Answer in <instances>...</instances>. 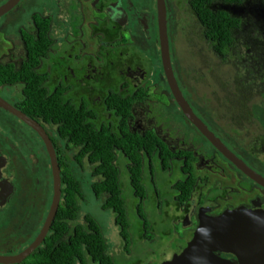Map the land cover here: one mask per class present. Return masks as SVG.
<instances>
[{
    "label": "flooded vegetation",
    "instance_id": "af4514ba",
    "mask_svg": "<svg viewBox=\"0 0 264 264\" xmlns=\"http://www.w3.org/2000/svg\"><path fill=\"white\" fill-rule=\"evenodd\" d=\"M9 1L0 0V8ZM208 4L237 22L229 26L228 34L241 35V40L235 37L238 41L232 51L216 54L228 55L236 64L247 57V75H253L247 80L236 72V80L224 87L229 90L224 95L206 89L200 94L203 81L193 95L190 72L177 64L175 34H190L192 20L197 21L192 0H162L161 5L152 0L143 7L135 0H14L0 14V98L42 128L58 163L70 167L80 179L89 175L92 191L102 180L95 169L99 160L91 159L90 153L80 156L84 144L69 145L59 130L62 119L57 122L38 112L31 106L32 99L73 105L80 110L73 120L107 130L110 163L119 181L118 207L123 212L106 207L110 194L103 189L95 198H103V207L115 213L114 223L123 240L130 238L121 232L122 223L116 221L119 214L124 213L123 219L125 215L128 220L132 209L139 231L134 242L146 239L143 234L153 230L154 218L160 221L158 240L172 237L174 249L169 255L164 250L159 264L180 253L202 221L225 212L243 208L255 213L252 219H259L264 228V183L258 181H264V81L256 78L257 62L262 60L257 52L264 46V35L261 40L255 37L264 34V0H212ZM162 7L176 86L196 118L239 164L222 153L177 103L161 64ZM126 34H132L130 41ZM246 42L254 49L255 59L247 55L242 45ZM204 102L211 105L206 107ZM259 109L260 118L255 114ZM0 111L8 115H0V214L8 205H21L14 215L0 218V243L4 244L0 247H14L16 252L11 254H16L32 242L48 211L51 177L40 180L33 174L42 167L48 172L50 160L37 130L2 107ZM123 165L133 188L127 204ZM80 194L81 190L77 196ZM62 203L61 190L59 206ZM18 211L21 220L9 229ZM30 215L35 217V225L27 222ZM38 221L36 235L23 248L11 242L16 237L27 238ZM245 242L249 245L239 254L213 251L217 261L215 258L212 264H264V236ZM88 261L96 264L92 258Z\"/></svg>",
    "mask_w": 264,
    "mask_h": 264
},
{
    "label": "trees",
    "instance_id": "16d2710c",
    "mask_svg": "<svg viewBox=\"0 0 264 264\" xmlns=\"http://www.w3.org/2000/svg\"><path fill=\"white\" fill-rule=\"evenodd\" d=\"M211 1L192 0L194 15L200 24L202 36L214 53L222 54L224 50L232 51V48L236 47L237 41L241 40V35L237 34L236 37V34H228V31L229 26H236L237 22L224 12L211 10L208 7V3ZM262 35L264 34L261 36L256 34L255 37L257 40H261ZM235 37L238 40H235ZM242 45L246 48L247 55L250 54V59H255V55L252 53L254 49L251 48V45L249 46L247 42ZM257 54L262 56V60L257 62L260 67L256 69V78L264 81V46L258 49ZM262 94L264 95V92ZM31 106L54 121L61 122L59 120L61 118L63 122L59 130L68 139V144L83 143V148L79 151L80 156L90 153L91 155H88L91 159L99 160L95 169L97 173L101 174L102 180L98 183V188L93 189V193L98 197L103 189L110 194L106 200V207L114 206L115 210L119 208L123 212V209L118 207V201L121 200L118 189L119 181L117 170L110 163L112 156L108 150L110 135L107 130L105 128H89L83 124L82 120L78 122L73 120L75 114H80V110L68 103L54 102L52 104L49 99L36 101L33 98ZM59 164L63 203L58 207L55 219L43 242L18 264H86L88 258H92L96 264H110L111 258L107 253L108 245L98 223L90 215L84 216V223H77L79 206L76 199L81 190L80 177H77L74 170L67 165L60 161ZM123 214H119L116 219L120 226ZM123 220H126L125 215ZM123 225L124 223H122L121 232L127 236Z\"/></svg>",
    "mask_w": 264,
    "mask_h": 264
},
{
    "label": "rangeland",
    "instance_id": "374dc122",
    "mask_svg": "<svg viewBox=\"0 0 264 264\" xmlns=\"http://www.w3.org/2000/svg\"><path fill=\"white\" fill-rule=\"evenodd\" d=\"M50 1V0H49ZM152 0H135V4L139 6H145L150 3ZM196 26V27H195ZM132 28H135V24H132ZM192 32L190 34H175L176 35V58L177 64L181 67H184L186 72H190L192 80L191 85L193 86V95L198 93L196 86L199 85L203 81V88H201L200 94L204 93V89H206L207 93H217L219 95H224L226 90L224 87L231 86L235 79L236 72H242V76L244 79H253V75H247L249 73L246 66L248 65L247 61L244 59L239 63H232L228 55L226 57L218 56L214 53L205 39L203 38L201 33V27L198 21L191 22V26L189 27ZM192 33V34H191ZM132 34H126L125 37L127 41H130ZM243 61V62H242ZM228 64V65H225ZM240 69L236 70V67ZM251 72V71H250ZM200 82V83H198ZM232 83V84H231ZM224 88V89H223ZM225 90V91H224ZM213 95V94H212ZM204 106L209 107L210 102H204ZM206 104V105H205ZM207 109V108H206ZM260 112L256 111L255 114L262 115L261 109ZM0 115H6L4 112L0 111ZM10 117V116H9ZM264 132H261L263 134ZM261 141V139H259ZM259 147V146H257ZM257 147H253L252 150H259ZM50 170L45 167L39 169V173L34 172V178L42 180L44 178L49 180L51 176H49ZM77 176V175H76ZM42 177V178H41ZM46 177V178H45ZM78 177V176H77ZM81 194L77 196V203L79 206V213L77 218V223H84V216L90 215L99 225L101 232L105 238L107 246V253L111 258L110 264H145L149 261L148 264H159L161 261V257H163L162 253L169 252L166 255H169L174 249V242L172 244V237L165 236L164 241H159L158 237H160L161 228L157 222H160L158 219L154 218V227L151 232L146 231L143 236L146 239H143L138 242H134L137 239L138 232L136 229L138 227V221L133 217L132 209L129 210V218L128 220H121L124 223V232L129 235L131 240H123L118 233V227L115 225V213L108 208L103 207V198L96 199L95 195L92 191V185L90 183L91 179L89 175L83 174L81 177ZM121 180L123 184V189L126 194L125 203H129L128 200L131 201L130 194L132 186L129 182V177L127 174V170L125 165H123L121 169ZM34 183V182H33ZM36 183V182H35ZM160 187V183L158 184ZM150 192V189H148ZM50 193V190H49ZM12 202V201H11ZM11 204V203H10ZM125 206L127 207V205ZM21 209V205H8L7 210L3 211L0 214V218L4 219L7 215H14L15 211ZM21 214L18 211L17 216L14 218L15 220L10 223L9 229L16 227L19 224ZM148 221V220H147ZM28 223L35 225V217L30 215ZM40 227V221L36 224V228L29 234V236L23 240H20L21 237H16V241L13 240L16 246L23 248L25 243H27L30 239L34 237V234L38 231ZM148 228V225L147 227ZM8 229V230H9ZM15 233V229L11 231ZM3 231H0V237L2 236ZM154 234L155 236H153ZM175 240H177V234L172 233ZM15 236V235H14ZM25 236V235H24ZM134 240H133V239ZM179 241V240H178ZM125 243L128 246H125ZM4 245L3 243H0ZM14 247H12L13 249ZM9 250L7 247H0V254H11L16 252L15 250ZM19 249V248H18ZM87 264H91L89 261Z\"/></svg>",
    "mask_w": 264,
    "mask_h": 264
},
{
    "label": "water",
    "instance_id": "95a60500",
    "mask_svg": "<svg viewBox=\"0 0 264 264\" xmlns=\"http://www.w3.org/2000/svg\"><path fill=\"white\" fill-rule=\"evenodd\" d=\"M14 0H10L8 3L0 8V14L5 12L12 6ZM159 4H162V0H159ZM159 38H160V51H161V64L164 70L166 80L169 83L173 94L176 96L178 105L187 117L193 121L195 125L204 133L210 141L224 153L228 158L239 164L237 160L225 147L217 140L207 128L200 122L199 119L193 114L191 107L182 97L178 87L176 86L175 79L173 77L172 68L170 64L168 41L165 26V15L163 7L160 8L159 18ZM0 107L7 110L13 115L18 116L21 120H24L28 125L33 127L42 136V140L47 148V153L50 160V174H51V201L48 207V211L43 220V223L34 237L32 242L26 246L22 251L16 254L3 255L0 254V264H18L28 257L35 249H37L43 242L45 236L49 232V229L55 219L57 209L60 203V196L62 190L61 170L56 158V153L52 148L51 142L43 132L42 128L30 119L25 117L21 112L14 109L10 104L0 98ZM242 168L252 178H258L249 171L243 165ZM261 183L264 181L258 180ZM255 213H250L243 208H239L235 211L225 212L220 216L210 218L202 221L198 226L193 238L182 249L180 253L175 255L172 259L163 262L162 264H212L217 257L214 256L213 251L216 250H230L235 254H239V250L243 249L245 241L260 240L264 236V228L260 225L259 219L253 220L252 217ZM257 216V215H256ZM264 222L263 220H261Z\"/></svg>",
    "mask_w": 264,
    "mask_h": 264
}]
</instances>
